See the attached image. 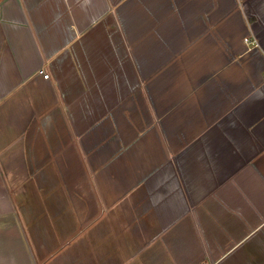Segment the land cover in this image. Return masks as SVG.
<instances>
[{
    "label": "crops",
    "instance_id": "0c3cea01",
    "mask_svg": "<svg viewBox=\"0 0 264 264\" xmlns=\"http://www.w3.org/2000/svg\"><path fill=\"white\" fill-rule=\"evenodd\" d=\"M0 264H264V0H0Z\"/></svg>",
    "mask_w": 264,
    "mask_h": 264
},
{
    "label": "built area",
    "instance_id": "2783aa9c",
    "mask_svg": "<svg viewBox=\"0 0 264 264\" xmlns=\"http://www.w3.org/2000/svg\"><path fill=\"white\" fill-rule=\"evenodd\" d=\"M44 77H45L46 79H48V78H50V74H49V73H44Z\"/></svg>",
    "mask_w": 264,
    "mask_h": 264
}]
</instances>
